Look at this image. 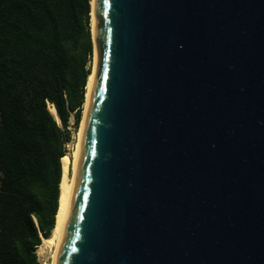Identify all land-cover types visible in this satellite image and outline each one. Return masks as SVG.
Returning a JSON list of instances; mask_svg holds the SVG:
<instances>
[{
	"label": "water",
	"instance_id": "1",
	"mask_svg": "<svg viewBox=\"0 0 264 264\" xmlns=\"http://www.w3.org/2000/svg\"><path fill=\"white\" fill-rule=\"evenodd\" d=\"M91 7L54 264H264V0Z\"/></svg>",
	"mask_w": 264,
	"mask_h": 264
},
{
	"label": "trees",
	"instance_id": "2",
	"mask_svg": "<svg viewBox=\"0 0 264 264\" xmlns=\"http://www.w3.org/2000/svg\"><path fill=\"white\" fill-rule=\"evenodd\" d=\"M90 0H0V264H41L92 71ZM53 106L59 123L50 113Z\"/></svg>",
	"mask_w": 264,
	"mask_h": 264
},
{
	"label": "bare ground",
	"instance_id": "3",
	"mask_svg": "<svg viewBox=\"0 0 264 264\" xmlns=\"http://www.w3.org/2000/svg\"><path fill=\"white\" fill-rule=\"evenodd\" d=\"M90 5H92V0H90ZM90 28H91V35H92V31H93L92 7L90 11ZM95 64H96V55H95V49L93 45V66H92L91 74L89 75L87 79L85 102L83 106V116H82L79 131H78V138H77L76 143L74 144V149L72 151V155L70 156V158L66 155L65 157L61 159L62 176H61V180L59 184V200H58V210H57L56 218H55V226L51 232L50 237L42 238V243L37 248V251H36L37 255L40 256L41 258L44 257L45 255H50L51 264H54V261L57 255L58 244H59L60 237L62 234L66 212L68 209L70 193H71V188H72V183H73L74 173H75L79 141H80V136H81V132H82L83 124H84L86 109H87L88 102H89V96H90V92H91V88L93 84ZM49 111L59 123L58 117L56 115V111L53 106H49Z\"/></svg>",
	"mask_w": 264,
	"mask_h": 264
},
{
	"label": "rangeland",
	"instance_id": "4",
	"mask_svg": "<svg viewBox=\"0 0 264 264\" xmlns=\"http://www.w3.org/2000/svg\"><path fill=\"white\" fill-rule=\"evenodd\" d=\"M92 66H93V61H92ZM82 116H83V111H82ZM82 116H81V120H82ZM81 120H80V123H79V125L77 127H75L74 118L69 120V128L68 129L70 130L71 137H72V141L70 143H67V145H66V148H67V151H68V155L67 156L69 158L72 155V151L74 149V144L76 143L77 138H78V131H79V128H80ZM38 258H39L41 264H51L50 255H45L42 258L40 256H38Z\"/></svg>",
	"mask_w": 264,
	"mask_h": 264
},
{
	"label": "built area",
	"instance_id": "5",
	"mask_svg": "<svg viewBox=\"0 0 264 264\" xmlns=\"http://www.w3.org/2000/svg\"><path fill=\"white\" fill-rule=\"evenodd\" d=\"M70 119H73V114H71V117H70ZM41 263V262H40Z\"/></svg>",
	"mask_w": 264,
	"mask_h": 264
}]
</instances>
